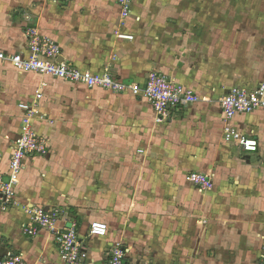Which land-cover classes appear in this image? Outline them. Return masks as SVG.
Listing matches in <instances>:
<instances>
[{
	"label": "crops",
	"instance_id": "crops-1",
	"mask_svg": "<svg viewBox=\"0 0 264 264\" xmlns=\"http://www.w3.org/2000/svg\"><path fill=\"white\" fill-rule=\"evenodd\" d=\"M164 4V0H133L130 17L121 25L115 0H74L67 5L48 0H0V50L7 54L24 53L27 46L25 30L34 27L42 37L59 45L64 61L79 69L95 73L106 69L120 81L139 85H143L149 72L156 70L197 95L204 78H199V75L190 77L187 73H175L170 69V64L174 65V62L167 59L169 46L162 38L166 32L163 25L166 14ZM151 10L159 21L155 25L161 29L153 31L145 19L146 12L148 14ZM116 31L131 34L133 39L119 40ZM186 52L193 53L191 56L197 59V51ZM252 80H257L249 83L253 86L263 82V73H257L256 79ZM83 89L81 85L33 72H18L8 63L0 62L1 175L7 173L10 146L18 134L23 116L19 105L34 102L36 92H40L42 97L38 107L44 117L35 116L32 126L37 135L52 140L56 133L54 125L48 121V115L59 112L56 100L63 96L71 97L72 91ZM116 95L139 101L134 107L129 104L130 109L127 108L135 113L136 131H126V136L130 144H150L146 159L156 161L155 171L140 168V171L133 173L132 170L128 175L129 171L126 170L123 181L133 176L137 182L161 185L160 190L164 193L175 192L167 201L168 205L146 197L130 204L139 208L138 219H134L137 224L144 228L156 224L157 230L163 231L158 236L161 243L154 245L156 251L151 249L152 253L146 255L152 259L156 255L157 260L164 264H198L200 261L201 264H264V111L236 115L225 121L219 99H212L195 107L194 104L183 108L172 115L169 122L160 124L147 117L154 113L145 99L130 94ZM235 135L255 140L256 150L242 151ZM47 144H51L50 141ZM52 149L50 147L48 155L26 162L14 187L16 205L6 211L0 210V256L12 252L21 254L33 264H63L49 232L41 231L35 237H27L21 230L22 224L27 221L22 206L51 208L46 205L52 204L66 207V212L60 215L59 225H76L90 258L100 260L108 247L121 244L135 261L133 241H126L127 235L122 237L114 232L118 226L133 221H127L124 217H130L132 212H121L130 202L127 183L119 182L111 197L102 196L99 203L94 202L85 194L84 179H68L67 174L61 171L65 155H54ZM190 172L205 173L212 180L213 187L205 192L203 199L200 196L197 200L190 198V191L181 187L183 176ZM147 184L143 185L149 186ZM101 200L107 203V208H112V217L102 216L97 211ZM197 207L200 210L220 208L219 215L214 220H206L208 227L204 229L203 237L198 235L195 242L188 241V246L181 245L177 240L180 238L177 230V224L182 219L180 214L186 215L183 216L187 217L185 222L191 221L193 216L190 211ZM150 211L153 213L150 214ZM94 221L106 223V237L98 239L88 236L89 226ZM213 223L220 226L218 242L211 238ZM165 224H172L170 239L169 232H164ZM196 242L199 245L204 242L207 247L199 251ZM197 255L198 261L194 258Z\"/></svg>",
	"mask_w": 264,
	"mask_h": 264
},
{
	"label": "rangeland",
	"instance_id": "rangeland-1",
	"mask_svg": "<svg viewBox=\"0 0 264 264\" xmlns=\"http://www.w3.org/2000/svg\"><path fill=\"white\" fill-rule=\"evenodd\" d=\"M164 3L166 13L164 24L161 21L160 23L165 27L166 32L162 38H165L170 51L167 59L174 62V65L170 64V69L175 73H187L190 77L199 75V78H204L199 88V95L197 94L198 102L193 107L212 99H220L234 86L253 87L249 83L257 81L252 80L256 79L257 73L264 75V0H164ZM151 11L148 14L146 12L145 19L151 24L153 31L161 29L155 25L159 23L156 13ZM187 50L197 51V59L191 56L193 53L187 54ZM82 87L83 90L72 91L71 97L63 96L56 100L55 104L59 112L48 115V121L54 125L57 137L46 140L47 143L49 141L51 143L48 145L46 155L49 154L50 147L51 149L54 147L52 149L54 155L61 157L65 155L61 171L67 174L68 179H84V189H87L85 194L99 203L102 196L107 198L115 193V185L123 181L126 170L129 171L128 175H131L132 170L133 173L140 171V168H151L155 171L156 161L146 159L145 155L150 144L148 146L141 145L140 142L130 144L126 136V131L132 133L136 131L135 113L128 111L127 108L130 109L129 104L133 106L139 101L103 89L92 91ZM32 103L28 105L34 108V115L44 117L42 112H39L38 102L31 106ZM149 115L146 116L156 123L154 114L150 117ZM156 157L158 158V155ZM151 163L152 165L149 166ZM186 174L183 176L181 187H186L190 191L192 194L190 198L195 200L200 196L203 199L206 191L202 194L197 193L195 190L198 189L186 181ZM123 182L127 183V196L130 202L121 212L122 214L132 212L130 217H124L127 221L132 219L133 221L118 226L114 232L122 237L127 235L126 241H133L132 253L136 257L135 263L164 264L161 260H157L156 255L154 259L146 255L152 253L151 249L156 251L154 245L161 243L158 236H161L163 231L157 230L156 224L153 225L155 228L153 226L144 228L137 224L134 219H138L139 208L131 206V203L146 197L154 202L159 200L168 205L167 201L175 195V192L164 193L160 190L161 185L137 182L133 176ZM137 184L141 186L137 187ZM106 205L107 203L101 200L100 209L97 211L102 216L112 217V208H107ZM24 206H22L23 210ZM46 206L59 210L60 213H65L67 210L60 205ZM165 211L171 212L170 209ZM219 211L220 208L218 210L192 208L190 213L193 217L191 221L186 222L184 219L187 217H183L186 215L180 214L182 219L177 224L180 236L177 238L178 243L188 246V241L195 242L198 235L203 237L204 229L208 227L206 220H214L219 215ZM163 228L164 232H169L170 239L172 224H165ZM210 232L211 238L218 242L221 237L219 224L213 223ZM196 243V246L200 247L199 251L207 247L204 242L200 245ZM139 244L143 246L138 247ZM194 258L197 260L199 256ZM198 264H201V261Z\"/></svg>",
	"mask_w": 264,
	"mask_h": 264
},
{
	"label": "built area",
	"instance_id": "built-area-1",
	"mask_svg": "<svg viewBox=\"0 0 264 264\" xmlns=\"http://www.w3.org/2000/svg\"><path fill=\"white\" fill-rule=\"evenodd\" d=\"M51 3L67 5L74 0H48ZM119 9L121 25L130 17L133 0H115ZM138 20V18H136ZM27 41L24 53L7 54L0 50V62L8 63L18 72H33L40 76L82 85L87 89H103L115 94H130L133 97L145 99L151 106L156 123H167L172 115L183 108L198 102L197 95L190 89L176 82L160 71L147 74L143 85L133 82H123L113 76L108 70L95 73L82 70L61 58V48L57 43L42 37L36 28L27 27ZM119 40H132L131 34L115 32ZM39 91L35 94V102L41 99ZM222 118L231 120L236 115L253 114L264 111V81L253 87H232L218 101ZM23 116L20 120L18 134L12 141L8 157L6 175L0 174V210L6 211L16 205L14 187L28 160L44 157L48 151L46 140L37 135L32 126L34 108L28 104H20ZM233 135V133H232ZM235 140L244 152L255 151L256 141L235 135ZM186 181L200 192L209 191L213 184L205 173L190 172ZM27 221L21 230L27 237H35L41 231L52 235L63 264H142L135 263L128 255V250L121 244L108 247L100 260L90 258L84 239L79 238L76 225L60 226V211L42 206H24ZM106 223L94 221L90 224L88 236L93 238L106 237ZM0 264H33L25 260L21 254L8 252L0 256Z\"/></svg>",
	"mask_w": 264,
	"mask_h": 264
}]
</instances>
